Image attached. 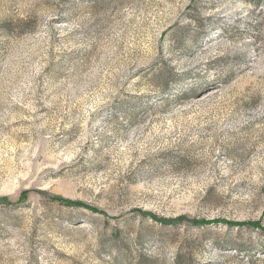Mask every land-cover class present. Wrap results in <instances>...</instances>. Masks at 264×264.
Wrapping results in <instances>:
<instances>
[{"label": "rangeland", "instance_id": "obj_1", "mask_svg": "<svg viewBox=\"0 0 264 264\" xmlns=\"http://www.w3.org/2000/svg\"><path fill=\"white\" fill-rule=\"evenodd\" d=\"M0 264H264V0H0Z\"/></svg>", "mask_w": 264, "mask_h": 264}, {"label": "trees", "instance_id": "obj_2", "mask_svg": "<svg viewBox=\"0 0 264 264\" xmlns=\"http://www.w3.org/2000/svg\"><path fill=\"white\" fill-rule=\"evenodd\" d=\"M93 212H97V211L93 210ZM153 218H156V217H153ZM182 218H183V217H181V219H182ZM181 219H180V220H181ZM159 222H160V223H164V224H171L170 221L165 220V219L162 220V221L159 220ZM197 222H199V221H197V220H193V221H192V224H196ZM200 223H202V222H200ZM202 224H203V223H202ZM247 225H249V226H256V227H257L258 223H257V222H253V223H252V222H251V223L249 222V223H247Z\"/></svg>", "mask_w": 264, "mask_h": 264}]
</instances>
